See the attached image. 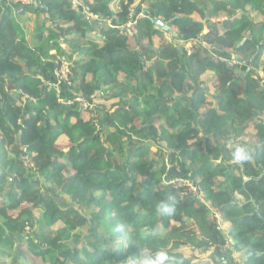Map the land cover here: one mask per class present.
I'll use <instances>...</instances> for the list:
<instances>
[{
	"label": "trees",
	"instance_id": "16d2710c",
	"mask_svg": "<svg viewBox=\"0 0 264 264\" xmlns=\"http://www.w3.org/2000/svg\"><path fill=\"white\" fill-rule=\"evenodd\" d=\"M139 1L122 0L114 27L98 28L74 0H0V263L133 264L165 248L194 264L188 251L222 247L227 233L231 249L202 264H264L247 255L264 253V0H142L145 12ZM132 10L144 14L139 48L118 29ZM97 99L117 110L91 108ZM240 143L252 155L237 165ZM162 200L176 202L174 216Z\"/></svg>",
	"mask_w": 264,
	"mask_h": 264
},
{
	"label": "rangeland",
	"instance_id": "374dc122",
	"mask_svg": "<svg viewBox=\"0 0 264 264\" xmlns=\"http://www.w3.org/2000/svg\"><path fill=\"white\" fill-rule=\"evenodd\" d=\"M6 2H7V0H6ZM8 5H9V3H7ZM34 4V6L36 7V6H38L39 5V0L37 1V4L36 3H33ZM143 5V4H142ZM143 6H145V7H147L145 4L143 5ZM119 8H120V6H119ZM261 8L262 9H264V5H263V3H262V5H261ZM93 14V13H92ZM18 15V14H17ZM143 16H144V14H141V15H139V18H143ZM264 16V15H263ZM93 17H94V15H93ZM19 18V20L21 21V22H23V23H25V24H29V26H30V28H29V30H28V34H27V37H28V39L30 40V38H31V34H32V32H33V30L36 28V26H37V24L35 23V19H34V16H32V15H26V16H24V17H22V18H20V17H18ZM219 21V23H222L223 22V20H225V19H218ZM226 20H227V18H226ZM216 22H217V20H216ZM130 33L128 32L127 33V35L129 36V38H130V42L132 43V45L134 46V47H136V44H135V41H134V35L137 37V29H136V27L135 26H131L130 27ZM206 30H207V27H206ZM172 33H174V32H172ZM172 33L170 34V33H168V32H165V31H163V33H162V35H163V37H164V39L166 40V41H168L169 43H172V42H175V40H174V38H173V36H172ZM165 36L167 37V39L165 38ZM159 45V44H158ZM181 45L183 46V44L181 43ZM187 50H189V52L190 51H192L193 50V44H188V45H185L184 46ZM52 54H54L55 52L54 51H52L51 52ZM166 55H167V57H171L172 58V56H173V54H171V53H169V52H167L166 51V53H165ZM62 60L66 63V65H68L69 66V69H70V66H71V62L67 59L66 60V58H62ZM176 70V68L175 67H173V72ZM70 71V70H69ZM59 73V72H58ZM262 74H264V73H262ZM57 75V74H56ZM204 77V76H203ZM228 77L229 76H226V77H224V80L223 81H226L227 79H228ZM261 77H262V75H261ZM206 87V86H205ZM213 88V87H212ZM98 95H99V93H98ZM117 100H111V101H104L103 99H97V101H95V103L93 104V106H90L91 108H94V109H100V108H98V107H96V106H98V105H104V106H106V108L108 109V111H110V113H114L116 110H117V107H113V103L114 102H116ZM101 110V109H100ZM84 118H85V120H91L92 118H93V120L95 121V123H96V125H100V122L102 123V120H100V118H98V115L97 114H94V115H92V114H89V113H84ZM114 129H113V127L111 128V131H113ZM248 133H253L254 135H255V130L253 129V128H251L250 130H248L247 131ZM151 151H152V153H156V151H157V148L156 147H152V149H151ZM165 159V160H164ZM164 159L162 160V161H164V163L166 162L167 164H168V166H169V168H171V164H170V160H169V157L168 156H165L164 157ZM162 165V163H159V166H161ZM178 183L180 184V185H187L188 186V188L189 187H191V189H193V190H196L195 189V187L194 186H192V184H189V183H187V182H181V181H178ZM185 183H187V184H185ZM197 197H199V198H201V199H203V194L202 193H200ZM24 207H30V205H23L21 208H19V209H17V210H12V211H10L9 213H10V215H12V216H14V217H18L19 216V214H20V212H21V210L24 208ZM34 213H35V211H34ZM35 215H38L37 213L35 214ZM224 227L223 226H221V229H223ZM224 229H226V228H224ZM225 234V233H224ZM227 234V233H226ZM226 234L223 236L224 237V240H225V245L224 246H216V247H214V248H212L210 251H208L207 253H196V252H192L191 250L190 251H188L187 252V254L189 255V257H191V258H193V262H194V264H196V263H200V264H202V263H206L207 261H209L210 260V255L212 254V253H217V254H219V255H221V252H223V250L225 249L226 251H229V249H231V247H232V241L230 240V239H228V237L226 236ZM82 235L83 236H86V234L84 233V231L82 232ZM221 247V248H220ZM218 250V251H217ZM221 251V252H220ZM234 256H236V255H234ZM30 260H31V264H39V259L36 257V258H30ZM239 260V259H238ZM240 261V260H239ZM238 261V262H239ZM9 262V260L7 259L6 260V262L5 263H8ZM4 262H2V263H0V264H3Z\"/></svg>",
	"mask_w": 264,
	"mask_h": 264
},
{
	"label": "clouds",
	"instance_id": "9594fccd",
	"mask_svg": "<svg viewBox=\"0 0 264 264\" xmlns=\"http://www.w3.org/2000/svg\"><path fill=\"white\" fill-rule=\"evenodd\" d=\"M251 152L248 146L244 143L237 144L231 151V162L234 164H242L251 159ZM158 211L165 216H174L177 211V205L174 200H162L158 205ZM247 255L250 258L260 257L264 255L261 250L249 248ZM133 264H178V262L170 255L165 248H159L154 252L143 248L135 255Z\"/></svg>",
	"mask_w": 264,
	"mask_h": 264
},
{
	"label": "built area",
	"instance_id": "2783aa9c",
	"mask_svg": "<svg viewBox=\"0 0 264 264\" xmlns=\"http://www.w3.org/2000/svg\"><path fill=\"white\" fill-rule=\"evenodd\" d=\"M9 1V0H7ZM22 4L24 5H34L33 3L37 4L38 0H19ZM74 7L77 11L82 12L83 15L85 16V19L89 22V23H93L96 22V27L98 28H104V27H114L112 20L111 19H97L95 17H93V14L91 12V9L89 7H87L83 0H74ZM134 13L135 11L132 10L131 11V18L132 20L129 21L127 24H125L124 26H118V29H120L121 31H123V33L127 34L128 32L130 33V27L131 26H135L137 24L136 19L139 18V15L134 18ZM141 15V14H140ZM144 17V16H143ZM191 52V51H190ZM230 65H235L236 61H231L229 63ZM59 72V73H58ZM57 72V76L59 78V82H68L69 81V66L66 65V63L63 61V66L61 67L60 71ZM262 79H263V83H264V74H262ZM78 102H81L82 105L85 108H88V104L86 102H84L82 99H78ZM70 104V102H69ZM178 183V181H176ZM182 182V181H181ZM175 183V182H173ZM188 183V182H187ZM185 183V184H187ZM191 184V183H189ZM182 186V185H180ZM185 187L188 188L187 185H183ZM193 186V185H192ZM196 190L191 189V187L188 188V192H192L195 193V195L198 194V189L195 187Z\"/></svg>",
	"mask_w": 264,
	"mask_h": 264
},
{
	"label": "crops",
	"instance_id": "0c3cea01",
	"mask_svg": "<svg viewBox=\"0 0 264 264\" xmlns=\"http://www.w3.org/2000/svg\"><path fill=\"white\" fill-rule=\"evenodd\" d=\"M89 4H90V6H93V9H92V13H93V15H94V17L95 18H97V19H104L105 17L107 18L108 17V20L109 19H113V17H114V14L115 13H117L118 11H119V6H120V2L122 1V0H86ZM141 1V2H140ZM139 1V6H142L143 7V11L145 12L146 11V7L145 6H143L142 4V0H140ZM222 19H225V18H222ZM161 20V19H160ZM226 20V19H225ZM225 20H223V22L225 21ZM219 21V20H218ZM162 33H163V31H162ZM168 33H172V32H168ZM96 35V37H99L100 36V34H99V30H97V33L95 34ZM172 36H173V38H174V36H175V34L174 33H172ZM161 37L162 38H164L163 37V35L161 34ZM136 38V36L134 35V39ZM165 38L167 39V37L165 36ZM158 39L159 38H157V41H156V39H155V42H156V44H159L160 45V43L158 42ZM135 41H136V39H135ZM137 42V41H136ZM191 43V42H190ZM190 43H182L183 44V46L181 45V43H178L179 44V47L180 48H184L185 49V51H189V50H187L184 46L185 45H188V44H190ZM192 44V43H191ZM137 48H139L138 46H136ZM135 47V48H136ZM205 48H206V46H205ZM181 53H183V52H181ZM167 56V55H166ZM170 58V57H169ZM58 84H60L61 85V83L60 82H58ZM210 88V87H209Z\"/></svg>",
	"mask_w": 264,
	"mask_h": 264
},
{
	"label": "water",
	"instance_id": "95a60500",
	"mask_svg": "<svg viewBox=\"0 0 264 264\" xmlns=\"http://www.w3.org/2000/svg\"><path fill=\"white\" fill-rule=\"evenodd\" d=\"M153 22H154V25H155L158 29H161L162 31H165V32H170V31H172V29H171L168 25H166L163 21H161L160 19H154ZM174 34H175V33H174ZM243 42H245V40H244ZM180 52H183V49H182V48H180ZM240 76H244V74L241 73ZM98 93H99V91L96 92V95H98Z\"/></svg>",
	"mask_w": 264,
	"mask_h": 264
}]
</instances>
